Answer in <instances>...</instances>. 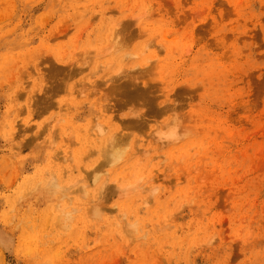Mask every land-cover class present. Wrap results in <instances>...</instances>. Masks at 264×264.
Listing matches in <instances>:
<instances>
[{
    "label": "rangeland",
    "instance_id": "rangeland-1",
    "mask_svg": "<svg viewBox=\"0 0 264 264\" xmlns=\"http://www.w3.org/2000/svg\"><path fill=\"white\" fill-rule=\"evenodd\" d=\"M0 264H264V0H0Z\"/></svg>",
    "mask_w": 264,
    "mask_h": 264
},
{
    "label": "bare ground",
    "instance_id": "bare-ground-1",
    "mask_svg": "<svg viewBox=\"0 0 264 264\" xmlns=\"http://www.w3.org/2000/svg\"><path fill=\"white\" fill-rule=\"evenodd\" d=\"M122 155H123V154H122ZM113 157H114L115 161H116V159H118L119 157H122V156H121V151H119L118 149H114V151H113Z\"/></svg>",
    "mask_w": 264,
    "mask_h": 264
}]
</instances>
